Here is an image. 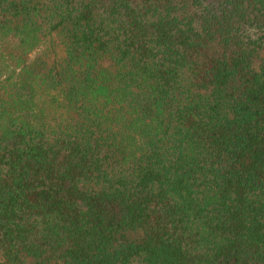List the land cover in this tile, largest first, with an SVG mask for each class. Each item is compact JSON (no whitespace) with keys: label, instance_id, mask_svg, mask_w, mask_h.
Returning <instances> with one entry per match:
<instances>
[{"label":"trees","instance_id":"16d2710c","mask_svg":"<svg viewBox=\"0 0 264 264\" xmlns=\"http://www.w3.org/2000/svg\"><path fill=\"white\" fill-rule=\"evenodd\" d=\"M0 264H264V0H0Z\"/></svg>","mask_w":264,"mask_h":264}]
</instances>
